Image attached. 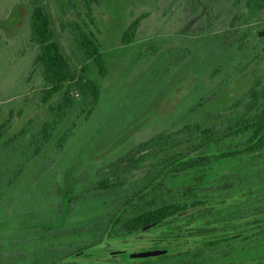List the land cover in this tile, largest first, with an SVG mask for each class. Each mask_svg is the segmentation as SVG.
Listing matches in <instances>:
<instances>
[{"label": "rangeland", "instance_id": "obj_1", "mask_svg": "<svg viewBox=\"0 0 264 264\" xmlns=\"http://www.w3.org/2000/svg\"><path fill=\"white\" fill-rule=\"evenodd\" d=\"M46 1L56 39L74 64L75 42L68 19L56 12L51 0ZM139 16L144 19L135 41L123 45V32ZM27 17L24 0H0V126L11 120L10 130L0 139L1 165L19 163L40 136L44 123L53 119L49 106L61 100V95H56L49 104L41 102L44 82L40 73L32 72L36 50L28 46ZM246 17L238 0H98L92 6V23L79 4L69 20L95 34L110 74L102 79L90 62L89 76L102 85L96 111L89 120L78 118L77 112L71 114L15 182L0 203V239L10 231L26 232L55 221L63 208L61 192L67 185L79 181L78 191L90 186L102 167L140 142L175 130L182 123L199 121L206 113L229 110L240 116L249 89L264 80V13L245 25L242 20ZM230 31H248L252 38L249 49L236 42L224 45ZM154 49L158 51L152 55ZM202 99L206 100L204 106L189 114ZM30 120L35 121L32 132L18 137ZM73 122L72 136L58 151V140ZM141 176V172L134 173L131 183ZM210 176L192 173L183 179L196 183ZM88 211L81 203L75 205L67 223L86 219ZM186 215L170 226L107 241L78 257L77 263L144 264L131 256L162 248L186 250L195 241L188 237L191 227L186 224ZM173 236L180 239L165 238ZM220 240L223 238H210Z\"/></svg>", "mask_w": 264, "mask_h": 264}, {"label": "trees", "instance_id": "obj_2", "mask_svg": "<svg viewBox=\"0 0 264 264\" xmlns=\"http://www.w3.org/2000/svg\"><path fill=\"white\" fill-rule=\"evenodd\" d=\"M24 1L28 9V46L36 50L32 72L40 73L44 82L41 102L49 104L56 95H61V100L49 106L53 119L44 123L31 149L24 151L25 156L16 159L19 163L0 164V203L43 153L60 124L75 112L78 118L89 120L96 111L102 85L89 76L90 62L102 79L110 74L95 34L69 20L81 4L94 23L91 10L98 0H51L56 12L68 19L75 42V65L56 39L47 1ZM238 2L246 10L247 17L242 20L245 25L264 13V0ZM143 19L139 16L129 24L121 37L123 45L135 41ZM228 34L224 45L236 42L242 49H249L252 38L248 31ZM205 101L200 100L189 114L198 112ZM241 104L244 110L240 116H233L229 110L206 113L199 121L182 123L175 130L162 131L140 142L102 167L97 180L80 191L79 181L67 185L61 192L63 208L55 221L26 232L10 231L0 239V264H79L78 257L107 241L170 226L190 212L184 219L191 227L188 237L195 240L192 246L176 252L154 249L149 252H158L156 256L137 254L131 258L144 264H264V80L249 89ZM75 126L73 122L64 131L57 142L58 151ZM34 127L35 121L30 120L18 137L28 135ZM10 128L11 120L0 126V139ZM136 172L142 176L131 183ZM192 173L211 176L202 182H185L183 178ZM79 203L88 208V217L67 223ZM175 228L180 230L182 226ZM68 238L80 240L60 242ZM165 238L177 240L180 236ZM210 238L223 240L213 242Z\"/></svg>", "mask_w": 264, "mask_h": 264}, {"label": "water", "instance_id": "obj_3", "mask_svg": "<svg viewBox=\"0 0 264 264\" xmlns=\"http://www.w3.org/2000/svg\"><path fill=\"white\" fill-rule=\"evenodd\" d=\"M157 254H159V253L158 252H148V253L139 254L138 256H140V257H150V256H156Z\"/></svg>", "mask_w": 264, "mask_h": 264}]
</instances>
